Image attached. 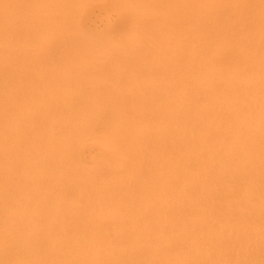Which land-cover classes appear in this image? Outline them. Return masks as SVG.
I'll return each instance as SVG.
<instances>
[{"label": "bare ground", "instance_id": "1", "mask_svg": "<svg viewBox=\"0 0 264 264\" xmlns=\"http://www.w3.org/2000/svg\"><path fill=\"white\" fill-rule=\"evenodd\" d=\"M0 264H264V0H0Z\"/></svg>", "mask_w": 264, "mask_h": 264}]
</instances>
